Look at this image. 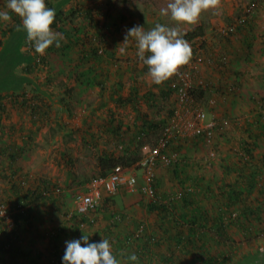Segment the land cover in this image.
<instances>
[{
  "label": "rangeland",
  "instance_id": "obj_1",
  "mask_svg": "<svg viewBox=\"0 0 264 264\" xmlns=\"http://www.w3.org/2000/svg\"><path fill=\"white\" fill-rule=\"evenodd\" d=\"M93 1L96 4H92L91 0H70L63 5L65 16L57 19L55 27L61 34L60 47L53 45L44 55L35 52L31 42L26 39V33L21 30L24 34L18 37L17 41L12 39V46L8 47L10 52L7 58L10 62L14 60L12 77H0V83L13 84L12 88H9L8 83L1 84L2 90L0 89L1 95H5L0 100V103L4 104V107H0V206H8L5 205L9 215L6 222L10 221L9 225H12L14 205L18 204L20 197L31 191V186L37 185L41 178L50 180L63 190V201L58 207H45L42 208L43 214L34 213V222L27 234L28 239L24 241L31 242L32 250L43 253L44 257L49 255L47 248L50 245L73 239L72 230L77 228L78 221H81L79 219L74 222L70 216V213L75 211L74 195L86 192L89 183L100 176L99 158L109 153L124 157L129 150L134 153L137 143L133 139L138 129L142 128L144 115L154 120L163 119L177 105L176 98L164 96L156 86L159 84H155L147 75L145 65L136 55L134 38L123 45L125 51L121 52L118 48L124 42L127 29L134 25H143L145 30L154 27L156 23L175 26L170 17L161 15L159 11L166 6L167 0H112V6H107L105 0ZM252 2L256 4L254 29L243 33L252 37L253 46L246 54V59L234 60L237 53L241 52L239 45L231 43L229 52V58L232 56L238 71L234 70L235 74L230 73V80L237 81L238 88L225 105L212 112L216 117L226 116L229 124L214 131L211 143L201 147L186 146L180 152L177 151L178 160L202 163L206 166V175L218 177L223 172L225 163L229 161L230 155L233 156V143L239 137L238 131H246L242 125L244 126L246 121L256 120L260 114L257 103H264V0H219L218 7L202 13L197 22L179 25L186 38L188 33L205 24V39L212 48L210 54L214 59L227 51L218 42L217 34L235 24L237 20L251 16L248 9ZM3 4L4 0H0V6ZM91 6L95 20L84 17V10ZM11 17L10 21L0 22V40L3 41L0 52L12 37L10 29L17 28V25L22 23L21 18L14 12ZM109 29L114 31L117 41L116 46H112L110 50L116 49L118 58L114 60V63L118 64L110 67L112 78L109 85L120 82L124 85L122 92L126 93L130 86L137 84L140 94L152 91L156 98L152 103L141 100L139 111L130 106H116L111 103L91 117L92 109L100 99L95 77L101 67L82 63L75 41L100 31L103 34L108 33ZM243 33L238 36L241 41L244 40ZM235 39L237 37L232 38L233 41ZM189 44L192 49L193 44ZM244 46L246 47L245 43ZM17 54L21 57L18 60ZM41 58L44 60L38 63ZM33 63H38L35 69ZM197 71L200 76L212 80L219 87L223 76L217 70L215 62H201V65H197ZM0 72H3L1 66ZM239 72L244 74L238 75ZM36 104H48L49 115H42L39 120H35L30 107ZM106 110L115 111L117 123L121 125L118 135L113 131H106ZM206 116L211 118L208 112ZM255 127L252 131H258ZM155 139V134H151L141 141L153 144ZM11 144L16 146L17 160L10 157ZM258 150L262 152L263 148ZM169 154L175 153L170 151ZM168 166L159 161L156 168L157 179L161 183L159 193L175 196L181 182L174 179ZM188 169L191 175H199L197 169ZM103 199L96 226H86L78 231L89 235L90 240L97 239L98 236L95 235L100 230L98 227L108 225L110 221L115 220L114 215L117 217L118 213L137 217L148 224L156 221V216L146 213L147 208L143 207V202L146 204L148 200L140 193L138 187L132 189L123 185L114 193L103 192ZM262 234L251 239L237 235V245L241 248L234 257V264H264ZM8 261L9 258L0 252V264H9ZM18 263L28 264L29 261L19 259ZM182 263L187 264L188 261Z\"/></svg>",
  "mask_w": 264,
  "mask_h": 264
},
{
  "label": "trees",
  "instance_id": "obj_2",
  "mask_svg": "<svg viewBox=\"0 0 264 264\" xmlns=\"http://www.w3.org/2000/svg\"><path fill=\"white\" fill-rule=\"evenodd\" d=\"M69 1L46 0L47 5L56 10L54 27H57V19L65 16L62 8ZM109 1L106 3L107 6H112V0ZM91 3L96 4L94 1ZM250 7H253L252 13L249 14L251 16L241 19L242 22L237 25V28L234 30L227 28V33L220 32L217 40L227 51L222 52L214 59H212L213 55L210 54L212 48L205 39V24L192 33H188L185 38L193 44V55L190 62L195 61L198 57L202 58V62L205 63L213 61L223 76L219 87L212 80H209L206 89L196 88L191 91L194 100L199 104L201 103L210 115L218 107L225 105V102L230 100L231 95L235 94L238 88L237 81L230 80V73L235 74L237 64L235 65V61H232V56L229 58V52L235 34H242L244 31L250 32L254 29L256 4L252 2ZM94 15L92 6L84 10L85 18L95 20ZM109 30L105 34L100 31L75 41V45L80 51L79 56L82 63L101 67L95 77L99 87L100 99L92 109L91 117L111 103L116 106H130L139 111L141 100L152 103L156 98L152 91H147L143 95L140 94V87L137 84L130 86L126 93L122 92L124 85L120 82L113 86L109 85L112 78L110 67L118 64L114 63V60L118 59L116 49L110 50L112 46H116V34L111 29ZM10 31H12V37L0 52V66L3 71L0 72V77L4 76V79L6 77L11 78V73L14 71V66H12L14 60L10 62V59L7 58L10 52L8 47L12 46L10 41L12 39L17 41V38L24 34L17 28L10 29ZM243 34L245 35L246 47L243 46L242 53L247 50L245 53L247 54L253 46V40L248 34ZM2 45L3 41L0 40V46ZM13 47H15L14 43ZM20 58L18 55L17 60ZM240 58L241 55L237 53L234 60L237 61ZM43 60V58L39 59L38 63ZM38 63H33L34 69ZM188 64L182 67L186 68ZM145 69L147 70L146 65ZM240 74L244 73L239 72L238 75ZM171 80L169 78L156 86L161 89L164 96H174L176 104H178L176 92L170 87ZM5 83L8 82L0 83L1 90V84ZM10 83H8L9 88H12L13 84ZM213 96L218 98L217 106L209 107V100ZM223 96L226 100L222 99ZM3 97L5 95L2 96L0 93V100ZM257 106L260 109V114L256 120L246 121L245 125H242L246 131H238L239 137L233 143V156L230 155L229 161L225 163L223 172L218 177L206 175V166L202 163H189L181 159L172 161L168 167L171 168V175H174V179L181 182L178 193L171 196L169 193L163 194L162 192L160 195L161 183L156 175L153 182L156 200L148 201L146 204L143 202V207L147 208L146 213L156 216V221L148 224L146 221L137 219V217L118 213L117 217L114 215L115 220L110 221L108 225L98 227L100 230L97 231L99 233L98 235L96 233L95 236L98 238L95 240L99 241L102 237L108 238L118 258L121 250H124L125 255L135 252L139 257L138 264H183L182 262L186 261H188L187 264H234V257L241 248L237 245L239 237L251 239L255 235L262 234L261 232L264 235V103L262 105L257 103ZM0 107H4V104L0 103ZM30 108L35 120H39L42 115H49L50 112L48 104H36ZM175 110L176 106L168 112L165 118L158 120L151 119L145 114L142 128L138 129L133 139L137 143L135 152L131 153L132 151L129 150L124 157L116 156L115 153L101 156L98 161L100 176H107L117 165H122L134 169L138 174L139 183H142L143 172L139 165L140 161L162 137ZM106 113V131H113L118 135L121 131V125L117 123L115 111L106 110ZM225 118L227 117L222 115L217 119L221 121ZM254 126L258 131H252ZM219 127L221 126H217L214 131ZM207 133L208 130H205L193 138L172 140L163 155H170V151L178 154L177 151L180 152L186 146L201 147L206 145L208 143ZM151 134L156 136V141L153 144H146L141 141ZM260 147L263 148L262 152L258 150ZM9 151L10 157L17 160V149L14 144L10 145ZM188 167L197 169L199 175H191ZM141 178L142 181L140 182ZM55 187L57 186L50 180L41 178L37 185L31 186V191L20 197L19 203L14 205L15 213H11L12 225L0 218V252L9 258V264H19V259L28 260V264H63L62 256L66 247L65 243L58 242L55 245H50L47 248L49 255L46 254V257L41 252H34L33 247L31 248L33 246L31 242L24 243L28 239L27 234L34 222V213L43 214L42 208L52 207L55 209L63 201V195L50 194L46 196L44 194L45 192L51 193ZM248 200L250 201L248 202ZM5 205L7 206V204ZM99 212L90 215L94 218L93 221L90 220L89 215L75 214L72 217L74 222L81 219L77 223V228L73 227V239L78 237V231L82 225L85 227L96 226L99 220ZM60 233L63 232L60 230ZM91 241L93 240L91 239ZM122 264H124L123 261Z\"/></svg>",
  "mask_w": 264,
  "mask_h": 264
},
{
  "label": "clouds",
  "instance_id": "obj_3",
  "mask_svg": "<svg viewBox=\"0 0 264 264\" xmlns=\"http://www.w3.org/2000/svg\"><path fill=\"white\" fill-rule=\"evenodd\" d=\"M219 0H167L165 7L159 9L160 14L168 16L175 26L156 23L145 30L137 24L128 28L124 42L118 46L121 52L131 38L136 44V55L147 66V75L155 84H161L188 64L193 55L189 42L180 31L179 25L197 22L205 11L218 7ZM14 12L22 23L17 30L26 33L35 52L44 55L51 47H60L61 34L56 31V10L47 6L46 0H4L0 6V22L11 20ZM62 256L63 264H138L139 257L135 252L125 255L121 250L118 258L108 238L91 241L84 234L65 242Z\"/></svg>",
  "mask_w": 264,
  "mask_h": 264
},
{
  "label": "built area",
  "instance_id": "obj_4",
  "mask_svg": "<svg viewBox=\"0 0 264 264\" xmlns=\"http://www.w3.org/2000/svg\"><path fill=\"white\" fill-rule=\"evenodd\" d=\"M253 7L248 9V13H252ZM242 22L241 19L228 27L230 30L237 28ZM227 29H222L221 32L227 33ZM202 58L198 57L195 61L188 64L186 68L181 67L179 71L170 77V87L176 92L178 104L171 118L169 125L165 128L162 137L158 140L153 149H150L140 161V168L143 172V182L139 183L137 172L132 168H127L122 165H117L107 176L94 178L88 185L86 192L77 193L74 195L75 211L70 213L73 217L75 214L89 215L90 220L94 218L90 216L100 211L103 202V192L114 193L121 186L126 185L129 188H139V191L148 201L156 200V191L153 187V182L156 178V168L159 161L165 165H170L172 161L177 160V154L163 155L172 140L182 138H193L208 130L207 141L211 143L214 136V129L217 126H226L229 124V119L225 118L219 121L215 115L211 114V118H207V110L204 106L196 102L191 95V91L196 88L208 87L210 82L208 79L200 76L197 71V65H201ZM223 100H226L223 96ZM218 98L213 96L209 100V107L217 106ZM214 155V153H212ZM46 196L53 194L60 196L63 190L60 187H55L51 193L45 192ZM0 218L7 221L9 219L8 210L5 205L0 206ZM10 222V221H9ZM85 227L82 225L81 228ZM82 233L78 234L79 238Z\"/></svg>",
  "mask_w": 264,
  "mask_h": 264
},
{
  "label": "crops",
  "instance_id": "obj_5",
  "mask_svg": "<svg viewBox=\"0 0 264 264\" xmlns=\"http://www.w3.org/2000/svg\"><path fill=\"white\" fill-rule=\"evenodd\" d=\"M93 0H91V2H92ZM106 1V3H109L110 1L109 0H105ZM95 2V1H94ZM218 24V23H217ZM236 35V34H235ZM233 36V38L234 37H238L239 35H240V33L238 34V35H236V36ZM216 35H213V37H215ZM218 36H220V33H218L217 34V37ZM216 39V38H215ZM237 41H238V43H237ZM244 40H240L239 38H237V39H235L234 41L232 40V44H234V45H239L240 47H241V52L239 53L240 55H241V58H247V55L245 54L246 52H244V53H242V50L244 49ZM230 47H232V46H230ZM246 72V71H245Z\"/></svg>",
  "mask_w": 264,
  "mask_h": 264
}]
</instances>
